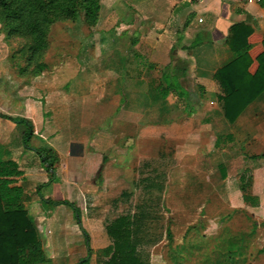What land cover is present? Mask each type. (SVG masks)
<instances>
[{
  "label": "rangeland",
  "instance_id": "rangeland-1",
  "mask_svg": "<svg viewBox=\"0 0 264 264\" xmlns=\"http://www.w3.org/2000/svg\"><path fill=\"white\" fill-rule=\"evenodd\" d=\"M109 28L88 26L81 10L69 19L59 8L41 11L26 0L0 9V103L11 110L28 99L39 105L44 101L40 88L48 80L57 95L67 93L66 83L79 78L93 82L84 100L95 112L87 114L85 124L88 128L92 123L96 135L85 148L104 151L113 167L111 173L105 171L106 181L96 174L87 179L86 188L94 180L100 182L93 196L101 197L105 225L129 215L137 253L150 264H173L166 247L168 226L174 245L184 248L185 264H214V251L233 243L239 233L246 234L240 243L246 248L245 264H264V253H258L264 249V201L255 208L240 204L236 185L240 163L230 158L231 176L226 181L220 177L222 156L216 152L215 132L208 137L207 125L189 122L188 111L175 98L162 101L155 91V72L148 74V106L142 98L146 89L141 74L97 72L98 54L124 50L129 44L101 35ZM196 112L203 115L208 110ZM216 126L220 123L214 121ZM252 181L246 193L252 191ZM69 188L75 194L76 186ZM192 226L196 228L184 238ZM44 250L43 264L83 260L45 244ZM86 250V256L96 255L92 264H104L109 257L103 250Z\"/></svg>",
  "mask_w": 264,
  "mask_h": 264
},
{
  "label": "crops",
  "instance_id": "crops-1",
  "mask_svg": "<svg viewBox=\"0 0 264 264\" xmlns=\"http://www.w3.org/2000/svg\"><path fill=\"white\" fill-rule=\"evenodd\" d=\"M260 1L100 0V18L96 25L98 28L110 27L101 32L108 40L129 43L124 50L106 49L98 54L101 60L97 72L132 74L135 71L141 74L140 82L146 89L142 98L146 100V106L149 105L148 74L155 72L158 75L157 87L160 72L170 62L173 66L180 65L179 61L188 63L190 76L181 81L190 93V109L185 116L189 122L207 125L208 137L215 132L216 152L222 156L218 162L220 177L224 181L230 175V158L240 163L236 185L243 208H255L264 201V166L261 164L264 159L253 158L264 153V92L230 123L224 116L223 103L218 100L220 86L215 76L218 70L236 59L226 43L233 25L250 26L264 39V7ZM120 25L124 26V31L119 32ZM198 34L211 42H204L190 54L182 50L181 44H187ZM174 48L175 52H172ZM92 84L79 78L66 83L67 93L62 91L64 95H57L48 80L40 88L44 101L39 105L28 99L21 107L11 110L0 103L1 115L24 119L33 128L32 138L24 144L25 126L0 118V162L14 161L19 165L21 175L12 179L14 185L24 191L23 205L33 218L45 246L71 253L78 262L83 259L81 264H92L96 257L95 254L86 256V248L98 252L111 246L105 225L107 212L101 208V197L93 196L100 182L93 179L91 188H86L90 185L87 179L96 174L106 181L105 171L111 173L109 167H113L110 161L102 166L104 151L98 148L87 151L85 148L89 139L96 135L94 125L90 123L87 128L85 124L87 114L95 112L94 108H87L84 100ZM196 110H208V113L202 115ZM214 121L220 123L215 129ZM40 148H49L58 157L57 181L37 194L36 189L50 176L36 152ZM73 174L82 176L75 180ZM250 180H253V188L247 193L250 198L245 201L240 186L248 187ZM73 185L76 189L72 195L69 187ZM43 191L47 193L43 194ZM64 200L78 209L79 221L72 208L54 204ZM86 258L88 260L83 262Z\"/></svg>",
  "mask_w": 264,
  "mask_h": 264
},
{
  "label": "trees",
  "instance_id": "trees-1",
  "mask_svg": "<svg viewBox=\"0 0 264 264\" xmlns=\"http://www.w3.org/2000/svg\"><path fill=\"white\" fill-rule=\"evenodd\" d=\"M13 1L20 0H0V9L6 10ZM26 1H31L41 11L59 8L69 19H75L78 10H81L85 23L90 27H95L100 18V0ZM260 3L264 7V0ZM204 42H211V40L198 34L187 44H181V48L190 54L194 48ZM226 43L236 55V59L218 70L215 77L220 86L218 100L223 103L224 116L233 123L264 92V39L250 26L236 24L230 28ZM175 49L172 52H175ZM179 62L180 65L175 66L170 62L160 72L156 94L162 100L169 97L175 98L177 102L183 103L185 110L189 113L190 93L182 86L181 81L190 76V68L186 61ZM0 118L25 126L24 144L32 138L33 128L28 121L1 114ZM36 152L50 175L48 181L36 189V193L39 194L42 188L49 187L57 181L55 166L58 163V157L49 148H40ZM253 158L258 161L263 160L264 153ZM107 160L108 158L103 155L102 166ZM18 168L19 165L14 161L0 162V264H40L45 259L44 241L33 218L23 205V189L14 185L12 178L21 175ZM240 188L244 194V200L247 201L250 197L247 196L245 185L241 184ZM54 204L72 208L79 221V211L72 203L64 200ZM195 228V226L190 227L184 238ZM106 233L110 238L111 246L103 250L105 255H109L104 264H150L149 259L142 258L137 253L133 239V221L129 215L119 216L108 223ZM241 235L237 234L236 236L239 237H235V241L230 245L220 246L214 251L217 257L214 264L246 263V248H243V244L240 245L246 238V234ZM84 236L87 238L85 233ZM166 239L167 254L172 263L185 264L183 262L186 257H184V248L174 245V235L169 226L166 229ZM258 253L263 254L264 249ZM87 260L88 258L83 262Z\"/></svg>",
  "mask_w": 264,
  "mask_h": 264
}]
</instances>
